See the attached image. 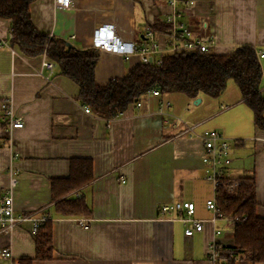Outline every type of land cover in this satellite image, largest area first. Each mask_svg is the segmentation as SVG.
<instances>
[{
	"label": "crops",
	"instance_id": "crops-1",
	"mask_svg": "<svg viewBox=\"0 0 264 264\" xmlns=\"http://www.w3.org/2000/svg\"><path fill=\"white\" fill-rule=\"evenodd\" d=\"M70 1L69 8L57 9L54 0H34L29 6L33 26L80 50L96 48L94 31L104 25L136 49L150 44L145 34L150 28L157 46L167 47L169 33L158 30L172 12L165 0ZM176 9L177 21L192 38L213 42L212 54L251 46L264 96V56L259 57L264 54V0H179ZM10 36L9 19L0 17V102L9 99L23 120L22 128H10L0 108V196L9 170H16L14 212L48 217L52 251L48 259H35V234L30 222H22L10 234H0V249L11 252L10 258L0 256V264L22 258L31 264H213L210 246H231L233 228L222 220L211 223L205 205L213 190L204 178L203 143L197 135L209 130L228 140L225 177H254V211L264 218V130L255 125L235 81L237 91L229 84L227 92L229 79L215 97L143 94L139 106L134 102L104 118L85 111L78 84L62 75L52 59L25 55ZM43 60L53 62L51 71L42 67ZM139 63L136 53L99 50L94 82L102 86L121 79ZM185 126H193L195 134L185 133ZM73 158L89 160L92 177L57 197L53 183L69 176ZM62 198H82L90 212L63 215L55 209ZM174 202L194 204L193 217L206 220L201 232L186 237L176 214L172 219L160 213L162 205ZM232 264L264 262L235 257Z\"/></svg>",
	"mask_w": 264,
	"mask_h": 264
},
{
	"label": "trees",
	"instance_id": "trees-1",
	"mask_svg": "<svg viewBox=\"0 0 264 264\" xmlns=\"http://www.w3.org/2000/svg\"><path fill=\"white\" fill-rule=\"evenodd\" d=\"M34 0H0V17L9 19L11 44L28 56L45 54L54 61L59 72L79 86L78 100L101 117L111 118L124 111L129 104L140 99L147 90L179 92L189 98L203 93L218 96L227 80L238 85L242 99L254 114V123L264 130V96L259 91L261 77L254 49L238 46L229 55H215L199 50L178 51L162 56L161 65L140 62L128 70L121 79H111L105 85L94 82V68L99 49L80 50L64 40L37 30L30 19L29 6ZM158 30L169 33V25L160 23ZM92 177L91 163L87 159H71L69 176L53 183L54 195L72 191L86 184ZM230 189L232 179L224 177L216 191V205L223 214L245 215L246 220L233 227V244L216 247L215 264H232L233 257L264 262V218L255 214L254 177L240 178ZM55 209L63 215H80L90 212L82 198H62ZM35 259L51 257V231L48 221L35 233ZM22 258L18 264H31Z\"/></svg>",
	"mask_w": 264,
	"mask_h": 264
},
{
	"label": "built area",
	"instance_id": "built-area-1",
	"mask_svg": "<svg viewBox=\"0 0 264 264\" xmlns=\"http://www.w3.org/2000/svg\"><path fill=\"white\" fill-rule=\"evenodd\" d=\"M166 4L172 9V12L166 16L165 22L169 25V41L167 47L161 50L156 42L153 40L154 32L150 28H146V36L150 40V44L136 49L132 44L123 43L115 35L112 36L111 30L107 26H100L94 31L93 45L104 51H110L114 53L129 55L136 53L142 63H155L158 66L161 65V58L168 53H174L178 51H192L199 50L201 52H208L209 47L213 45V42L205 38H192L189 28L177 21L179 15L176 6L179 0H165ZM191 3V2H190ZM70 0H54V6L57 9H67L70 7ZM264 54L260 53L259 57H263ZM53 62L49 60H43L42 67H45L51 71ZM49 74L46 75V79L49 78ZM145 94H151L154 96L160 95V91L157 88L147 90ZM139 106V103H135ZM169 106V103H165ZM0 108L3 111L4 118L8 122L10 128H22V117L15 116L12 103L9 99L5 98L0 102ZM85 111L89 112V107L85 106ZM185 133L195 134L193 126H185L183 130ZM199 136L203 143L202 163L205 165L204 178L210 182L213 190V197L206 200L205 205L208 210L212 212V217L209 220L213 223L216 220H222L228 227L233 228L237 223L244 222L247 218L245 215L223 214L219 211L216 205V191L222 178L225 177L226 166L230 163L229 157V143L227 138L223 137L218 131L209 130L205 131ZM17 171L9 170L8 186L4 190V193L0 196V234H10L16 226L22 222H30V230L33 234L40 225L44 224L48 217L46 215H35L33 213L16 214L13 206V189L17 182ZM239 184V181H232L230 189ZM194 204L192 202H174L171 204H164L160 207V213L169 217L181 220L184 227V235L186 237L192 236L195 232H201L206 220L196 219L193 217ZM185 213V216H182ZM219 229L215 230L216 234H219ZM215 242L210 246L209 259L213 264L217 261V249ZM0 256L3 258H10L11 252L8 248L0 249ZM232 259L235 260V257ZM11 264H18L17 261H12Z\"/></svg>",
	"mask_w": 264,
	"mask_h": 264
},
{
	"label": "rangeland",
	"instance_id": "rangeland-1",
	"mask_svg": "<svg viewBox=\"0 0 264 264\" xmlns=\"http://www.w3.org/2000/svg\"><path fill=\"white\" fill-rule=\"evenodd\" d=\"M228 85H227V92H229L230 91V87H229V84H233L235 87H233V88H235V90L237 91L238 89H237V86H236V84L234 83V81H228V83H227ZM224 96H228L227 94H224ZM48 221V220H47Z\"/></svg>",
	"mask_w": 264,
	"mask_h": 264
}]
</instances>
